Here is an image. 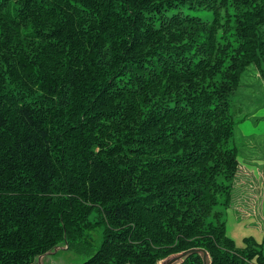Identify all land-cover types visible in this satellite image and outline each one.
<instances>
[{
	"label": "trees",
	"instance_id": "16d2710c",
	"mask_svg": "<svg viewBox=\"0 0 264 264\" xmlns=\"http://www.w3.org/2000/svg\"><path fill=\"white\" fill-rule=\"evenodd\" d=\"M250 67L264 0H0V264H264L224 214Z\"/></svg>",
	"mask_w": 264,
	"mask_h": 264
},
{
	"label": "rangeland",
	"instance_id": "374dc122",
	"mask_svg": "<svg viewBox=\"0 0 264 264\" xmlns=\"http://www.w3.org/2000/svg\"><path fill=\"white\" fill-rule=\"evenodd\" d=\"M257 75L254 67H250L243 74L242 87L237 98L243 108L242 115L247 116L248 123L260 128L264 123V118H260L264 112V82ZM253 137L258 139V149L255 152L251 151V134L242 132L241 126L237 127L233 144L238 148L240 164L264 163V136L255 135ZM262 191L263 183L258 180L257 176L252 175L243 187L238 186L235 189L231 204L224 211L227 234L236 241L238 246L244 243L245 238L251 237L249 235L251 227L263 226L264 196ZM92 237L97 238L98 235L93 233ZM92 237L87 232L84 238L80 233L78 234V238L83 241L88 238L92 240ZM69 243L63 242L64 245L58 252L47 256L46 264H82L89 259V252L87 253L82 248H77L82 252L74 247L72 249Z\"/></svg>",
	"mask_w": 264,
	"mask_h": 264
},
{
	"label": "crops",
	"instance_id": "0c3cea01",
	"mask_svg": "<svg viewBox=\"0 0 264 264\" xmlns=\"http://www.w3.org/2000/svg\"><path fill=\"white\" fill-rule=\"evenodd\" d=\"M260 118H264V112L260 115ZM248 122H249L248 119H246L239 126H241V128H242V132L247 133V134H251V137H252L251 138V151L255 152L258 149V143H257L258 139H256L253 136H255V135L264 136V123H263L262 127L259 128V127H256V126L249 124ZM240 166L243 167V171L246 173V176L248 177V179H246L244 181L248 182L249 178L252 175L257 176L258 180H261V182L263 183L262 193L264 196V163L263 162H254L252 165L250 163L248 165L247 164H240ZM262 221H263V226H260L259 228L258 227H256V228L251 227V230H249V235H251V237H248V238H253L258 244L264 243V209H263ZM245 239H247V238H245ZM238 247H245V244L243 243L242 245H240Z\"/></svg>",
	"mask_w": 264,
	"mask_h": 264
},
{
	"label": "water",
	"instance_id": "95a60500",
	"mask_svg": "<svg viewBox=\"0 0 264 264\" xmlns=\"http://www.w3.org/2000/svg\"><path fill=\"white\" fill-rule=\"evenodd\" d=\"M60 248H56L44 255H41L34 264H46V257L58 252ZM198 255L203 264H211L212 259L210 254L204 248H191L178 253L171 254L164 259L160 260L157 264H183L190 256Z\"/></svg>",
	"mask_w": 264,
	"mask_h": 264
}]
</instances>
